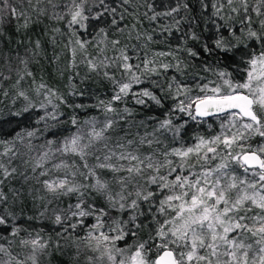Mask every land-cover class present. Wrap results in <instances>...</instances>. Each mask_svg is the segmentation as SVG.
I'll return each mask as SVG.
<instances>
[{"label": "snow or ice", "instance_id": "6c2138e0", "mask_svg": "<svg viewBox=\"0 0 264 264\" xmlns=\"http://www.w3.org/2000/svg\"><path fill=\"white\" fill-rule=\"evenodd\" d=\"M48 2L51 4L52 0ZM129 2L123 0L125 4ZM233 2L227 0L229 5ZM262 5L264 0H257L255 11L258 16L264 15L260 11ZM52 7L61 9L53 12V19L67 17V27L74 29L72 36H77L81 29L87 31L90 20L99 21L105 13L115 14L117 11L106 0H92L91 5L89 0H67L66 4H52ZM232 11L246 14L241 21V33L245 25L248 27L246 39L264 41V33L258 34L251 28L252 21L247 16L248 0H240V9L233 8ZM5 12L17 14L9 0H0V14ZM19 15L24 16V13ZM123 18V15L119 17L120 20ZM111 23L117 24L114 15ZM260 27L264 29V20H260ZM97 34L106 35L105 29L99 28ZM232 34L235 36V32ZM75 43L84 48L87 41L77 38ZM116 43L119 42L113 41ZM214 43L225 52L235 47L229 46L223 37ZM35 47L39 49V40ZM204 50H209L207 45ZM188 52L193 57L198 55L191 49ZM246 55L249 67L245 70V77L234 81L228 71H218L219 83L197 84L199 94L195 96L190 95L191 88L172 77L177 99L175 110L187 113L193 120L224 114L227 123L221 124L220 135L210 140L198 137L199 142L191 147L160 151L154 145L162 144L159 139L162 131L179 133V127L174 126L170 118L160 121L151 132L145 131L143 135L137 132L130 137L120 128V121L125 116L106 106L105 111L113 116L106 117L99 126L95 119L84 122L86 127H78L62 146L56 147L55 152L51 148L54 141H49L48 150L42 151L31 166L34 175L19 173L25 183L35 179L45 193L39 199L50 197L48 203L60 197L75 196V203L63 209H52V216L54 223L63 229L58 235L65 236L66 242L75 246L77 264H80L81 257L83 264H264V215L259 214L264 213V145L244 147L254 135L264 138V48L258 54L250 51ZM121 58L124 69L131 70L132 65L127 63L129 57L122 55ZM21 63L27 66L26 61ZM161 67L167 69L170 65ZM172 67L179 71L178 64ZM141 82L133 75L130 82L119 83L112 101H120L129 94L132 84ZM168 90L172 92V84L168 85ZM19 95L25 94L20 92ZM133 95L161 104V99L148 89ZM181 96L184 99H180ZM136 103L144 105L146 101L140 98ZM124 113L131 115L127 108ZM72 123L76 125L75 118ZM33 135V132L26 133L28 138ZM18 139L23 141L24 137L18 134ZM233 146L239 148L235 154ZM25 147L32 150L30 140ZM9 151H12L13 158L17 153L26 155L19 149H6L0 155H7ZM56 153L61 156L72 154L80 163L70 164L64 159L52 163ZM193 159L196 163H192ZM214 160L219 162L210 166ZM49 163L51 167L47 166ZM195 168L200 170L193 171ZM237 168L242 169L243 176L237 175ZM37 169L40 170L38 173ZM16 175L15 167L9 168L0 162V205L9 202V195L2 186ZM249 175L254 177L251 182ZM10 192L13 203L32 194L31 190L27 193L23 190V184ZM98 199L104 202V207L97 205ZM142 204L149 207L144 210ZM152 206H155V212ZM253 208L259 213L249 216ZM113 211L121 215L127 213L128 218H113L110 215ZM146 215L155 227L147 239H141L139 232L144 221L140 217ZM89 217L95 223L88 227L84 236L73 238L72 233L84 226ZM13 218L14 213L5 208L4 214H0V226L9 225ZM21 231L27 232L13 225L10 234L18 237ZM127 238H131V242H126ZM122 241L124 246H120ZM19 244L28 249L27 257L13 255L5 244H0V257H7L0 258V264H40L39 258L49 246V242L39 235L20 239ZM56 247H60L58 242Z\"/></svg>", "mask_w": 264, "mask_h": 264}, {"label": "trees", "instance_id": "16d2710c", "mask_svg": "<svg viewBox=\"0 0 264 264\" xmlns=\"http://www.w3.org/2000/svg\"><path fill=\"white\" fill-rule=\"evenodd\" d=\"M9 3L16 8L17 14H0V154L6 149H19L26 155L17 153L13 158L12 151L0 155V162L17 169V175L10 177L2 186L9 195V202L0 205V214H4L6 208L14 213V218L10 219L9 225L0 226V244H5L13 255L27 257L28 249L22 247L19 240L39 235L49 242L47 251L39 258L40 264H77L75 246L66 242L65 236L58 235L63 229L54 223L52 216V209H63L75 203V196L60 197L48 203L50 197L39 199L45 193L35 179L25 183L19 173L34 175L31 166L42 151L48 150L49 141H54L51 148L55 152L56 147L62 146L78 127H86L84 122L95 119L99 126L106 117L113 116V113L105 111L106 106L117 109L125 116L120 121V128L127 131L130 137L137 132L140 135L145 131L151 132L160 121L170 118L173 125L179 127V133L162 131L159 134L162 144L154 145L160 151L191 147L199 142L198 137L210 140L220 135L221 124L227 123L224 114L193 120L187 113L175 110L177 99L172 77L191 88L192 96L199 94L197 84L207 81L219 83L218 71L226 70L234 81H238L245 77V70L249 67L246 53L258 54L264 48V41L246 39L247 25L241 33V21L246 14L232 11L233 8L240 9V0H234L231 5L227 0H130L126 4L123 0H106L110 7L117 9L116 13H105L99 21L90 20L88 30H79L77 36L71 35L74 29L67 27V17L63 20L52 18L54 11H61L53 9L52 4L63 5L67 0H52L51 4L48 0H9ZM91 3L92 0H89V5ZM256 4L257 0H248L247 16L251 18L252 30L262 34L264 29L260 27V20H264V15L256 14ZM173 9L178 10L174 12ZM260 11L264 13V5ZM21 12L24 16L19 15ZM113 15L117 19L116 25L111 23ZM121 15L123 20L119 19ZM101 27L106 35L97 34ZM149 36L151 40L147 39ZM220 37L229 46L235 47L229 52L217 48L214 41ZM77 38L87 41L84 48L75 43ZM37 40L40 42L39 49L35 47ZM113 41L119 43L113 44ZM205 45L209 50H204ZM189 49L198 55H189ZM122 55L129 57L127 63L132 65L131 70L124 69ZM21 61H26L27 66ZM165 64L170 67L163 69L161 66ZM177 64L179 71L172 67ZM133 75L142 82L132 84L127 96L113 102L118 84L130 82ZM41 84L45 87L41 88ZM169 84H172V92L168 90ZM144 89L154 92L161 99V104L133 95ZM20 92L25 95L20 96ZM140 98L146 101L144 105L136 103ZM109 102L112 103L109 105ZM125 108L131 115L124 113ZM73 118L76 125L72 123ZM27 132L34 135L28 138ZM18 134L24 137L23 141L18 139ZM119 135L123 136L124 132H119ZM29 140L31 151L25 147ZM259 145H264V138L254 135L244 147L256 148ZM232 151L235 154L239 148L233 146ZM60 159L70 164L80 163L72 154L61 156L60 153H56L52 163ZM218 162L211 161L210 166L214 167ZM192 163H196L195 159ZM47 166L51 167V163ZM39 171L37 169V173ZM237 175L243 176L242 169L237 168ZM248 179L251 182L254 177L249 175ZM22 184L23 190L26 193L31 190L32 194L13 203L10 190L21 188ZM97 205L105 206L99 199ZM148 207L147 204L141 205L144 210ZM152 207L155 212V206ZM258 213L259 210L253 208L248 215ZM110 215L113 218H128L127 213L121 215L113 211ZM140 219L144 224L139 236L147 239L155 225L147 215ZM93 223V218H86L84 226L78 227L72 237L84 236ZM13 225L27 232L21 231L18 237H13L10 234ZM57 242L59 248L56 247ZM126 242H131V238H127ZM124 244V241L120 242V246ZM80 264H83L82 257Z\"/></svg>", "mask_w": 264, "mask_h": 264}, {"label": "water", "instance_id": "95a60500", "mask_svg": "<svg viewBox=\"0 0 264 264\" xmlns=\"http://www.w3.org/2000/svg\"><path fill=\"white\" fill-rule=\"evenodd\" d=\"M216 115H222V114H216ZM212 116H214V115H212ZM208 117H211V116H208Z\"/></svg>", "mask_w": 264, "mask_h": 264}]
</instances>
